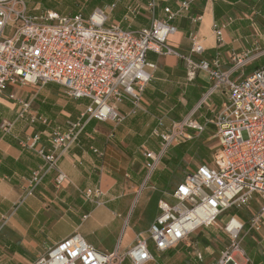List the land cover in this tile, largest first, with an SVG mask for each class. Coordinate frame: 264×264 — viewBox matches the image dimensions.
Instances as JSON below:
<instances>
[{
  "label": "built area",
  "instance_id": "1",
  "mask_svg": "<svg viewBox=\"0 0 264 264\" xmlns=\"http://www.w3.org/2000/svg\"><path fill=\"white\" fill-rule=\"evenodd\" d=\"M153 1L151 8L155 9L157 0ZM197 1L184 0L176 11L166 8V17L154 20L149 28L126 31L118 24L109 25L112 8H98L87 17L55 12L35 16L25 0H0V94L12 86L56 83L68 97L90 101L82 119L123 124L128 117L145 112L146 88L157 70V65L147 59L148 53L177 54L167 45L168 39L177 33L173 21L187 16ZM189 19L194 24L202 21L200 16ZM213 28L221 42L224 26ZM190 39L191 54L202 56L205 48L197 34ZM263 56L264 50L233 54V65L227 70L222 68L219 54L211 61L188 59L190 79L196 71L205 72L211 83L189 115L172 121L161 132L156 131L161 139L160 150L147 149L144 153L145 174L135 191L133 209L144 191L157 190L153 178L176 146L202 136L211 125L219 148L211 162H203L177 184L168 194L171 199L159 201V213L146 236L136 234L134 244L126 251L103 254L75 232L32 264H150L156 261L153 250L158 254L175 250L196 231L210 227L221 229L230 240L215 264H254L242 242L248 233L260 234L264 229V63L248 74L247 71ZM219 93L226 101L220 110L211 111L212 117L205 124L200 123L196 114L210 108L212 98ZM9 99L20 109L18 119H25L31 111L30 103L12 93ZM124 101L132 105L128 114L119 112L118 104ZM67 125L66 131L58 128L50 135L48 151L38 146L39 135L22 143L24 148L36 150L45 162L46 172H56L54 182L58 190L71 184L59 167V160L77 144L83 129L81 121ZM2 128L8 131L10 126ZM41 180V172L33 174L21 203L33 196ZM80 194L96 207L105 205L100 187ZM253 201L259 209L249 219L243 221L239 216L227 215L223 227L220 226L218 220L224 214H238Z\"/></svg>",
  "mask_w": 264,
  "mask_h": 264
},
{
  "label": "crops",
  "instance_id": "2",
  "mask_svg": "<svg viewBox=\"0 0 264 264\" xmlns=\"http://www.w3.org/2000/svg\"><path fill=\"white\" fill-rule=\"evenodd\" d=\"M28 1L25 0L26 5ZM183 1L157 0L152 9L153 0H60L67 5L65 9L56 6L36 10L39 9V14L55 12L62 16L81 14L87 17L98 8H112L109 25L118 24L126 31H139L151 27L154 20L164 19L166 8L178 10ZM187 14L173 21L177 33L167 42L177 54L148 53L147 59L157 65V70L146 88L145 112L128 117L123 124L82 119L90 101L68 97L56 83L12 86L0 94V264H32L75 232L103 254L126 251L134 244L136 234L147 235L159 213V201L171 198L169 193L154 194L151 192L154 189H148L141 195L144 209H153L151 215L146 219L145 215L134 216L135 189L145 174L144 153L147 149L160 150L161 139L156 131L161 132L172 121L189 115L211 83L205 72L196 71V76L190 79L192 69L188 59L211 61L219 54L222 68L227 70L233 65V54L264 50V0H198ZM189 16H200L202 21L194 24ZM215 25L224 26L221 42L217 40ZM192 34H197L205 48L202 56L191 54ZM263 58L251 67L263 65ZM11 93L30 103L31 111L25 119H18L20 109L9 99ZM225 101L226 97L219 93L212 98L210 108L205 107L196 118L205 124L212 117L211 111L220 110ZM131 107L128 101L118 104L122 114H128ZM161 120L163 126L160 127ZM71 121H81L83 129L77 144L59 160V167L71 184L58 190L54 182L56 172H46L45 162L36 150L26 149L22 143L39 135L41 143L38 146L48 151L51 149L50 135L58 128L66 131ZM3 125L10 126V133L2 128ZM203 135H211L209 139H213L215 128L209 125ZM36 172L42 173V180L33 196L21 203L28 181ZM98 187L104 196L103 207L87 203L80 194V191ZM258 209L253 201L245 209L249 216L242 217L241 211L227 214L246 221ZM143 219L146 221L142 226ZM211 228L215 227L196 231L179 248L165 254L153 250L158 260L150 264H176L181 257L184 259L180 264L186 260H189L187 264H197L198 258L202 262V253L197 248L201 242L208 243ZM243 247L254 264H264V229L260 234L253 232Z\"/></svg>",
  "mask_w": 264,
  "mask_h": 264
},
{
  "label": "rangeland",
  "instance_id": "3",
  "mask_svg": "<svg viewBox=\"0 0 264 264\" xmlns=\"http://www.w3.org/2000/svg\"><path fill=\"white\" fill-rule=\"evenodd\" d=\"M38 1H39V4H37ZM28 2H29L28 8L31 11L32 15L34 14L37 16L40 12L39 9H44V7L53 8V7L58 6L62 9H65L67 6L65 3L60 2V0H29ZM36 8H39V9L36 10ZM257 67L259 66H252L251 68H249L247 71V74L251 72L252 70L256 69ZM210 136L202 135L194 140H191V142L186 143V145H189L190 147L189 154L177 164H173L171 161V158H173L175 155L174 153L175 151L172 150L170 154L168 155L167 159L162 162V169L157 173L159 175L162 171L168 172L170 176L169 188L167 190L165 188L163 189L158 188L157 190H151V192L154 194H158L157 192L160 193V191L170 193L175 188V186H177L179 182L184 180L185 177L192 170H194L199 165L203 164V162L205 163L211 162L212 156L215 154V152L217 151L219 147L217 145L216 139L215 138L209 139ZM136 190L137 188L135 189V191ZM133 210H134L135 217L139 215L141 216L145 215L144 218L146 219V218H149L153 209L151 207H148V210H145L144 204H143V197H141L138 205ZM240 214L242 217L249 216V212L245 209L242 210ZM227 215L228 214H224L223 217H221L218 220L220 225H223L225 223L224 221L222 222V220L223 218L227 217ZM145 221L146 220L143 219L141 223L142 226L145 225ZM211 231H212V234L209 235L210 239L208 240V243L205 244L204 242L203 243L201 242L200 248H197L198 250L200 249L199 252L202 253V257H203L202 262L197 257L198 258L197 264H215L216 261L220 258V255H221L220 251L223 250V248L229 246L230 244L228 237H226V235H223L221 230H219V228L217 227L211 228ZM252 234L253 233H248L247 235H245L242 243L244 242L246 243L247 241H249L252 237ZM206 247H209V249L205 250ZM183 259L184 257H181L180 259L176 260L175 261L176 264H180V261H182ZM157 260L158 259L156 258V261ZM187 263H189V260H186V262H183V264H187Z\"/></svg>",
  "mask_w": 264,
  "mask_h": 264
},
{
  "label": "trees",
  "instance_id": "4",
  "mask_svg": "<svg viewBox=\"0 0 264 264\" xmlns=\"http://www.w3.org/2000/svg\"><path fill=\"white\" fill-rule=\"evenodd\" d=\"M174 151L175 155L173 158H171V161L173 164H177L189 154L190 147L185 145H179L176 146ZM169 182L170 176L166 171L160 175L156 174L153 178V184H159L162 189L165 188L167 190L169 188Z\"/></svg>",
  "mask_w": 264,
  "mask_h": 264
}]
</instances>
